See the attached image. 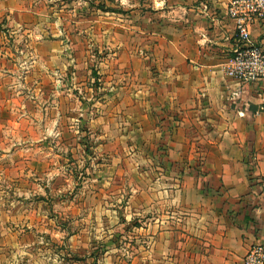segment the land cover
Listing matches in <instances>:
<instances>
[{"label": "crops", "instance_id": "0c3cea01", "mask_svg": "<svg viewBox=\"0 0 264 264\" xmlns=\"http://www.w3.org/2000/svg\"><path fill=\"white\" fill-rule=\"evenodd\" d=\"M97 2L0 0V29L29 26L28 15L46 10L58 23L65 13L110 15L100 88L109 98L98 120L115 128L102 136L123 137L116 154L147 171L151 200L164 206L148 216V248L162 264H242L264 243V110L255 113L264 80L245 85L238 104L228 99L237 84L224 72L237 41L230 0ZM250 26L264 48V18Z\"/></svg>", "mask_w": 264, "mask_h": 264}, {"label": "rangeland", "instance_id": "374dc122", "mask_svg": "<svg viewBox=\"0 0 264 264\" xmlns=\"http://www.w3.org/2000/svg\"><path fill=\"white\" fill-rule=\"evenodd\" d=\"M106 16L46 10L0 29V264L163 262L144 230L164 206L98 120Z\"/></svg>", "mask_w": 264, "mask_h": 264}, {"label": "built area", "instance_id": "2783aa9c", "mask_svg": "<svg viewBox=\"0 0 264 264\" xmlns=\"http://www.w3.org/2000/svg\"><path fill=\"white\" fill-rule=\"evenodd\" d=\"M227 13L235 20L237 41L224 72L237 81L228 94V99L236 105L243 99L245 85L264 80V48L252 41L250 26L255 17L264 18V0H230ZM263 110L264 99L255 113ZM242 264H264V243L251 245Z\"/></svg>", "mask_w": 264, "mask_h": 264}]
</instances>
